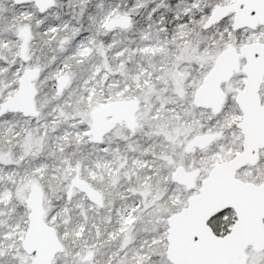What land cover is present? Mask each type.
<instances>
[{
	"label": "snow or ice",
	"instance_id": "obj_1",
	"mask_svg": "<svg viewBox=\"0 0 264 264\" xmlns=\"http://www.w3.org/2000/svg\"><path fill=\"white\" fill-rule=\"evenodd\" d=\"M0 264H264V0H0Z\"/></svg>",
	"mask_w": 264,
	"mask_h": 264
}]
</instances>
